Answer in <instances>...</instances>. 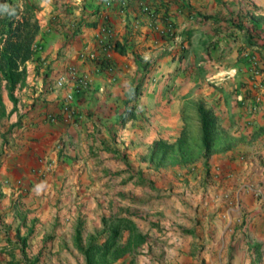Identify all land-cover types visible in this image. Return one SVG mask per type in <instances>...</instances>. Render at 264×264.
I'll list each match as a JSON object with an SVG mask.
<instances>
[{
    "label": "crops",
    "instance_id": "crops-1",
    "mask_svg": "<svg viewBox=\"0 0 264 264\" xmlns=\"http://www.w3.org/2000/svg\"><path fill=\"white\" fill-rule=\"evenodd\" d=\"M31 1L43 50L16 107L8 90L4 100L16 129L0 155V264H87L74 237L96 229L102 244L120 220L145 239L115 264H264V91L246 88V54L264 62V0ZM199 92L228 120L229 143L154 166L151 143L179 140ZM249 96L261 102L252 115Z\"/></svg>",
    "mask_w": 264,
    "mask_h": 264
},
{
    "label": "trees",
    "instance_id": "trees-1",
    "mask_svg": "<svg viewBox=\"0 0 264 264\" xmlns=\"http://www.w3.org/2000/svg\"><path fill=\"white\" fill-rule=\"evenodd\" d=\"M40 28L41 18L36 11L35 3L31 0H25L22 5L15 3V0L0 2V122L2 117L8 115L1 96L3 82H5L9 98L16 107L17 97L14 92L26 80L27 61L37 55L34 46L37 43ZM198 112L201 118L202 140L206 155L211 148L212 128L217 118L211 111L205 110L201 106L198 107ZM159 143L160 140H157L154 147H157ZM154 153L155 151L151 153L152 161L156 159L157 153ZM124 225L131 232L125 240L126 244H121L119 241L123 239L122 227ZM133 230L134 226L131 221L120 220L114 227H111L110 235L104 243H91L84 249L87 264H114L128 250L141 245L144 242V236L133 232ZM107 258H110L109 261L106 260Z\"/></svg>",
    "mask_w": 264,
    "mask_h": 264
},
{
    "label": "rangeland",
    "instance_id": "rangeland-1",
    "mask_svg": "<svg viewBox=\"0 0 264 264\" xmlns=\"http://www.w3.org/2000/svg\"><path fill=\"white\" fill-rule=\"evenodd\" d=\"M19 1H21L20 4L18 3ZM15 3L22 5L23 3H25V0H15ZM149 81H151L153 83L158 82L157 80L153 81L152 78H150ZM5 87H6L5 82H3V86H2V90H1V96H2L3 101L5 100L6 102L10 103V101L8 100V98L6 96L7 89ZM260 91H262V90H260ZM207 103L208 102H207L206 96H203V94H201L200 92H199V94H194L189 99L185 100V103L183 106V116H184V119L186 121V125H185V129L183 130V133H182L181 137L179 138V140L175 143H170L165 139H161L160 143L157 145V147H154L156 141L151 143V145L149 147V159L151 158L152 152L155 151L154 154L157 153L156 159H153V161L151 160V162L154 164V166L155 165L158 166L162 163H165L164 165H169V164L170 165H174V164L176 165L179 163H184L185 159L189 160V158L190 159L196 158V160H197V158L201 157V150L204 147V143L202 140V136L200 134V125H199V115L200 114L198 112V107L201 106L203 109L209 110V111H211L212 114H214V111L208 107L209 105ZM7 110L8 109L6 107V111ZM126 112H127L126 115L128 116L131 113L133 114L134 110L129 109ZM7 113H8V115L2 117L1 122H0V155H2L7 144L9 143V141L7 140V137H9L11 134H13V132H15L14 130L16 129V127L14 125L15 122L11 121L12 113L10 114L9 111ZM127 116H125V117H127ZM216 118H217V116H216ZM218 122L219 121L216 119V122L213 125L214 127L212 128V134H211L212 143H211L210 150H212L215 147H223L225 144H228L229 143L228 141L230 140L231 130L229 129L230 127L228 125V120L227 119L223 120V124L221 123L220 125L217 124ZM126 141L130 142L128 140H126ZM126 141H124V143H122L121 146H118L120 148V154L124 155L125 157L129 153L128 150L131 147V144L130 143L127 144ZM103 146H104L103 149L109 147V146H106L104 143H103ZM115 147H117V146H115ZM100 149H102V147L97 146L96 149L94 150V152L98 153V151ZM116 172L117 171H115V173ZM147 184L152 185L151 180L148 181ZM104 194L108 195V192H102L101 191L95 197L103 198ZM114 195H116V193ZM132 199H134V197L130 195L125 200H126V202H129V200L132 201ZM131 203H133V202H131ZM101 205H102V202L99 203L98 208L100 210H102ZM121 208L122 207H120V209ZM95 210H97V208ZM110 210H112V208H110ZM126 212L129 214H136L137 212L140 213V209L135 210V209H128L127 208ZM100 224H101L100 226L102 227V222ZM116 224H117L116 222H111V223H108L106 226H109L111 229V227H114ZM96 226H97V223H96ZM96 226H95V228H96ZM84 228H85V226H84ZM96 231L97 230L95 229L94 236H91V237L88 236L86 238H84V237L81 238V237L76 235V237H74L76 244L77 245L81 244V243L83 245H89L91 243L98 244L102 239L103 232H98V231L96 232ZM134 235H136V233H134ZM54 237L55 236H53L52 238H54ZM126 239L127 238H124V240L120 239L119 242L121 244L122 243L126 244V241H125ZM121 241H124V242H121ZM129 255H133V253H128L127 256H129ZM36 259L37 258L35 257V259H33L31 261V264L36 263L35 262ZM109 259L110 258H107L106 260L109 261ZM101 260H104V259H101ZM242 261H245L244 256H243ZM105 264H107V263H105Z\"/></svg>",
    "mask_w": 264,
    "mask_h": 264
},
{
    "label": "built area",
    "instance_id": "built-area-1",
    "mask_svg": "<svg viewBox=\"0 0 264 264\" xmlns=\"http://www.w3.org/2000/svg\"><path fill=\"white\" fill-rule=\"evenodd\" d=\"M110 2L111 1H108V4H110ZM170 28H173L172 24H170ZM102 32L104 33L103 36L105 35V37H108L111 34L112 30L109 26H106L104 27ZM34 50L36 54H40L43 50L42 44L39 42L36 43L34 46ZM246 56L248 57V63H249V68H248L249 81L246 86L247 90L248 91H253V90L264 91L263 90L264 89V62H263L262 57L260 56L257 50L247 53ZM151 78L153 81H156V80L158 81L157 76H151ZM65 85H66V81L60 78L55 81H50L45 86V88L47 90H57L59 88L64 87ZM74 97H75V90L71 88L67 92L64 103L67 105L73 103ZM252 100L253 98L252 97L250 98V96L244 100L246 104V108H247V113L249 115L255 114L261 108V102L259 103V100L257 99L256 101H252Z\"/></svg>",
    "mask_w": 264,
    "mask_h": 264
}]
</instances>
